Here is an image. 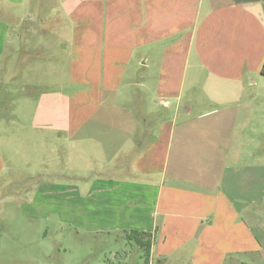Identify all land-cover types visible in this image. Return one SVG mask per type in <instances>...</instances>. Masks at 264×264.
Here are the masks:
<instances>
[{"label": "crops", "instance_id": "obj_1", "mask_svg": "<svg viewBox=\"0 0 264 264\" xmlns=\"http://www.w3.org/2000/svg\"><path fill=\"white\" fill-rule=\"evenodd\" d=\"M27 2L0 0V61ZM48 3L36 37L54 34L61 49L66 28L69 59L64 78L56 54L46 80L38 62L21 85L16 119L44 161L29 176L30 206L49 201L58 223L108 241L149 234L147 264L264 257L261 174L236 166L255 144L244 132L262 77L264 0Z\"/></svg>", "mask_w": 264, "mask_h": 264}, {"label": "rangeland", "instance_id": "obj_2", "mask_svg": "<svg viewBox=\"0 0 264 264\" xmlns=\"http://www.w3.org/2000/svg\"><path fill=\"white\" fill-rule=\"evenodd\" d=\"M48 1L28 0L27 15L11 24L15 48L6 50L0 61V154L5 162L4 174L0 178V264H147L148 256L146 261L143 250L133 242L120 237L108 241L105 234L87 233L82 228L60 224L49 201L45 209H41L39 198L30 206L34 193L29 190L37 177L29 176L35 171L40 173L44 161L27 142L30 131L23 129L20 120L16 119L19 116L16 109L28 98L21 85L25 80H31L33 71L37 69L39 72V68H35L38 62L43 68L37 80H46L45 73L48 77L51 73L48 64L56 60V54L59 74L64 78L69 59L65 48L69 37L66 28L60 35L64 44L61 49L58 46L60 38L54 34L40 42L36 37L34 25L41 22L38 14H45V19L52 14ZM54 19L59 17H52ZM63 22L65 24L64 17ZM253 92L255 100L249 106V126L245 127L244 139L248 132L249 141L254 139L255 144L244 143L242 151L245 155L241 161H236V166L260 172L256 194H259L258 200L263 199L264 207V76L256 78ZM252 155L255 160L250 157ZM254 210L257 212L255 208L251 211ZM240 262L264 264V257L258 253L228 258L224 264ZM174 264L188 263L181 259Z\"/></svg>", "mask_w": 264, "mask_h": 264}, {"label": "trees", "instance_id": "obj_3", "mask_svg": "<svg viewBox=\"0 0 264 264\" xmlns=\"http://www.w3.org/2000/svg\"><path fill=\"white\" fill-rule=\"evenodd\" d=\"M260 74L264 76V61L260 69ZM126 238L128 241L134 242L140 249L143 250L145 255L144 258L147 261L150 248V235L142 232L130 231L126 233Z\"/></svg>", "mask_w": 264, "mask_h": 264}]
</instances>
